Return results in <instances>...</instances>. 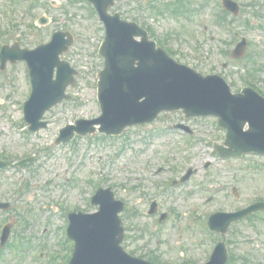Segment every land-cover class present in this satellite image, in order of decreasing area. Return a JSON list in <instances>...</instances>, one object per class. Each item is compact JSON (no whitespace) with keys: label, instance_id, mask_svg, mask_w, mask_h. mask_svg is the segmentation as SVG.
Returning <instances> with one entry per match:
<instances>
[{"label":"rangeland","instance_id":"1","mask_svg":"<svg viewBox=\"0 0 264 264\" xmlns=\"http://www.w3.org/2000/svg\"><path fill=\"white\" fill-rule=\"evenodd\" d=\"M175 1L116 0L112 12L122 11L125 19L133 16L141 23H150L178 61L204 75L220 74L236 92L246 86L244 79L254 66L261 68L250 82L264 96V0H235L241 5V14L235 21L230 16L231 30L215 22L222 0H182L183 6ZM30 6L33 11L29 16ZM149 6L156 8L146 10ZM43 16L50 20L48 25L36 27ZM59 31H71L75 36L74 46L62 59L76 68L79 76L76 86L68 89L72 99L44 117L47 129L27 136L20 130L19 123H24L19 105L28 98L30 88L25 65H8L0 71V159L12 162L0 171V202L11 205L9 210L0 211V226L10 223L8 244L15 238L13 248L27 251L16 256L7 248L1 264H59L53 256L65 259L71 247L62 249L60 245L67 226L64 211L93 212L90 200L99 187H112L116 198L126 203L130 213L122 217L126 229H131L127 234H145L139 243L125 242L126 251H155L165 264L205 263L213 243L221 237L202 231L199 217L264 202V157L222 160L213 149L214 142L225 138L216 120L184 121L183 114L177 112L161 115L152 125L129 128L120 137L96 134L55 145L66 125L100 115L96 74L103 68L98 56L102 25L81 0H0V43L19 41L22 47L32 49L49 42L51 34ZM235 33L252 41L241 62L231 58ZM249 55L255 57L254 63L247 59ZM225 64L227 68H223ZM182 122L195 131L193 138L174 131L172 127ZM43 150L50 152L49 162ZM27 157L36 158L30 167L20 166ZM189 168L197 171L194 180L184 188L168 189L163 196L156 195L158 186L139 181L143 172L152 178L159 174L162 181L178 179ZM197 180H203L209 191L196 187ZM17 185H22L20 190ZM234 188H238L239 198L234 196ZM153 201L168 214L156 235L151 234L155 220L143 216ZM192 206L197 208L191 211ZM22 236L26 247L20 244ZM226 239L229 252L237 257L234 264L243 262L240 257L251 264H264V212L234 224ZM37 247L43 248L35 251Z\"/></svg>","mask_w":264,"mask_h":264},{"label":"water","instance_id":"2","mask_svg":"<svg viewBox=\"0 0 264 264\" xmlns=\"http://www.w3.org/2000/svg\"><path fill=\"white\" fill-rule=\"evenodd\" d=\"M91 1L103 19L111 22L107 1ZM225 4L228 9L236 7L229 1ZM134 28L121 22L110 27L101 50V55L106 58V69L99 74L103 116L96 124L102 126V131L119 135L128 126L152 122L162 111L183 109L187 117L214 114L221 118L220 125L229 130L227 145L230 147L221 153L222 156L264 152V105L258 98L249 90L246 91L248 97L233 96L221 79L204 78L176 65L163 52L156 51L145 37L143 43L135 44ZM137 34L141 35L140 32ZM65 35L69 40H65ZM72 43L70 34H57L50 45L32 53L17 50V58L26 59L32 71L35 91L28 114L36 116L35 122L65 97V89L73 81L71 75L75 71L59 61V55ZM8 53L6 49L5 60ZM137 60L140 63L135 68ZM56 67L61 70L58 81L53 80ZM247 122L252 129L244 134L242 130ZM91 131L83 127L72 128L64 140H70L75 132L86 134ZM256 137L259 142L254 141ZM95 203L101 206L100 213L71 217L70 236L77 242L72 264H147L128 257L120 248L123 228L118 213L122 211V204L115 202L109 191L100 193ZM262 209L264 204H257L238 214L219 215L215 220L225 218L228 226L232 221ZM224 257L222 250L215 255L212 264H223Z\"/></svg>","mask_w":264,"mask_h":264}]
</instances>
